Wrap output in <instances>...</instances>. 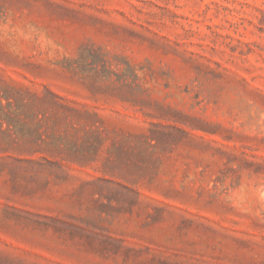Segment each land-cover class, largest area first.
<instances>
[{"label": "rangeland", "instance_id": "374dc122", "mask_svg": "<svg viewBox=\"0 0 264 264\" xmlns=\"http://www.w3.org/2000/svg\"><path fill=\"white\" fill-rule=\"evenodd\" d=\"M0 264H264V0H0Z\"/></svg>", "mask_w": 264, "mask_h": 264}]
</instances>
